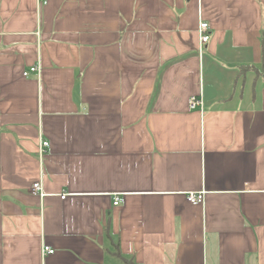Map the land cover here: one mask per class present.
<instances>
[{
	"label": "crops",
	"instance_id": "crops-1",
	"mask_svg": "<svg viewBox=\"0 0 264 264\" xmlns=\"http://www.w3.org/2000/svg\"><path fill=\"white\" fill-rule=\"evenodd\" d=\"M263 31L264 0H0V264H264Z\"/></svg>",
	"mask_w": 264,
	"mask_h": 264
},
{
	"label": "built area",
	"instance_id": "built-area-1",
	"mask_svg": "<svg viewBox=\"0 0 264 264\" xmlns=\"http://www.w3.org/2000/svg\"><path fill=\"white\" fill-rule=\"evenodd\" d=\"M50 2V0H37L38 6L39 7H43L45 5H47ZM198 31H199V36H200V43L201 45L205 44L206 42H208V40L210 39V24L204 20H201L199 22V26H198ZM39 71V67L38 66H32L29 70H26L23 72L24 76H28L29 74H31L32 72H38ZM189 107L190 109L194 110L197 109L199 107L203 106V99L201 94L199 95H192L189 98L188 101ZM50 146L49 141H45L43 140L40 144V150L42 153L45 152V150ZM33 192L35 194H39L40 196H44V193L42 191V184L40 181H37L33 184ZM66 195H62V198H65ZM188 201L191 202L192 204H201L203 203L204 199H205V192L204 191H200V192H192L190 194H188L187 196ZM121 201L120 196H116L115 200H114V205H118ZM55 250L54 248H52L51 246H44L43 248V252L44 253H53Z\"/></svg>",
	"mask_w": 264,
	"mask_h": 264
},
{
	"label": "trees",
	"instance_id": "trees-1",
	"mask_svg": "<svg viewBox=\"0 0 264 264\" xmlns=\"http://www.w3.org/2000/svg\"><path fill=\"white\" fill-rule=\"evenodd\" d=\"M262 43H263V47H264V31L262 32ZM128 264H134V263L128 262Z\"/></svg>",
	"mask_w": 264,
	"mask_h": 264
}]
</instances>
